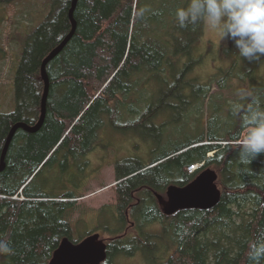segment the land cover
<instances>
[{
	"label": "trees",
	"instance_id": "16d2710c",
	"mask_svg": "<svg viewBox=\"0 0 264 264\" xmlns=\"http://www.w3.org/2000/svg\"><path fill=\"white\" fill-rule=\"evenodd\" d=\"M27 2L0 0V6L18 5L28 20L25 31L12 38L19 50L13 74L15 108L0 113V154L12 124L37 122L41 62L70 30L71 0H38L40 9L30 12ZM187 3L77 0L75 31L46 65L43 122L33 133L18 129L4 157L0 238L10 241L14 254L0 255V262L48 264L63 238L73 242L68 219L82 195L46 194L32 184L39 168L79 164L106 124L136 132L141 125L153 126L155 115L165 114L181 117V140L146 161L127 159L115 165V219L121 226L105 229L107 237L101 241L106 257L100 264H114L117 255L136 252L145 254L147 264H252L249 243L264 235V153L250 161L240 159L244 129L231 104L247 103L241 96L250 92L264 105V81L255 74L261 60L243 59L232 42L228 66L206 82L189 78L194 66L190 56L201 40L203 23L178 26L176 9ZM147 82L158 87L156 97L142 91ZM233 82L245 91L238 99L224 98L221 92ZM123 118L125 126H119ZM191 165L197 168L189 173ZM207 169L217 177V204L164 214L157 195L165 200L167 186H184Z\"/></svg>",
	"mask_w": 264,
	"mask_h": 264
},
{
	"label": "rangeland",
	"instance_id": "374dc122",
	"mask_svg": "<svg viewBox=\"0 0 264 264\" xmlns=\"http://www.w3.org/2000/svg\"><path fill=\"white\" fill-rule=\"evenodd\" d=\"M25 7L26 12H30L33 8L40 9L38 0H30ZM18 9V5L0 6V113L3 114L10 113L15 108L13 74L17 67L19 50L18 44L12 38L18 36V31H25L28 24V20L21 17L22 13ZM33 18V22L38 19L35 14ZM200 39L190 56L194 66L188 77L206 82L219 68L228 66L230 57L227 51L231 53L233 43L229 39L220 41L205 24ZM255 74L264 81V57L261 58ZM151 83L147 82L141 86L142 91L146 90L156 97L158 87ZM217 90L213 85L212 92ZM244 91L243 85L233 82L230 89H225L221 93L224 98L234 100ZM133 103L131 101V105ZM154 117L153 126L141 125L136 132L131 129L119 130L106 124L99 131L95 147L80 158L79 164H47L32 176L34 178L32 184L41 187L46 194L82 195L76 200L75 208L68 219L72 227L73 242L82 240L90 233H98L101 240L107 237L105 229L116 231L121 226L115 219L114 168L118 162L127 159L146 161L149 156L158 155L167 149L168 144L171 147L172 143L176 144L181 140L180 116L161 114ZM125 119L120 120L119 126H125ZM164 202L163 200L162 204ZM162 204L160 202V206ZM156 231L159 232V229ZM128 233L134 234V231L129 229ZM144 255L139 252L130 257L117 255L114 264H147ZM0 264L6 263L0 262Z\"/></svg>",
	"mask_w": 264,
	"mask_h": 264
},
{
	"label": "clouds",
	"instance_id": "9594fccd",
	"mask_svg": "<svg viewBox=\"0 0 264 264\" xmlns=\"http://www.w3.org/2000/svg\"><path fill=\"white\" fill-rule=\"evenodd\" d=\"M141 9L139 14H143ZM180 28L205 24L220 41L231 40L245 60L259 61L264 57V0H188L176 9ZM240 101L231 104V112L241 122L244 134L239 141V157L250 161L264 153V105L252 93H244ZM10 241L0 238V255H13ZM248 259L260 264L264 259V235L249 243Z\"/></svg>",
	"mask_w": 264,
	"mask_h": 264
},
{
	"label": "water",
	"instance_id": "95a60500",
	"mask_svg": "<svg viewBox=\"0 0 264 264\" xmlns=\"http://www.w3.org/2000/svg\"><path fill=\"white\" fill-rule=\"evenodd\" d=\"M77 0H71L68 10L70 30L42 60L40 65V77L43 82V91L40 99V114L34 125H27L23 122L12 124L4 140L0 154V171L4 168V157L11 139L18 129L33 133L41 126L46 108L48 92V76L46 73L47 63L56 56L75 31L76 23L73 18V11ZM216 174L212 170L201 171L191 182L184 186L169 185L165 189V205L163 213L171 215L180 210L202 209L207 210L214 207L220 198V190L215 184ZM158 200L161 199L157 195ZM264 201V196H263ZM106 257V245L99 239L98 233H90L78 242H71L63 238L56 250L52 253L48 264H100Z\"/></svg>",
	"mask_w": 264,
	"mask_h": 264
},
{
	"label": "built area",
	"instance_id": "2783aa9c",
	"mask_svg": "<svg viewBox=\"0 0 264 264\" xmlns=\"http://www.w3.org/2000/svg\"><path fill=\"white\" fill-rule=\"evenodd\" d=\"M197 168V165H191L188 167V172L191 173Z\"/></svg>",
	"mask_w": 264,
	"mask_h": 264
},
{
	"label": "flooded vegetation",
	"instance_id": "af4514ba",
	"mask_svg": "<svg viewBox=\"0 0 264 264\" xmlns=\"http://www.w3.org/2000/svg\"><path fill=\"white\" fill-rule=\"evenodd\" d=\"M165 200H166V198H165ZM165 200H164V201H165ZM158 201H159V203L161 202V204H162V202H163L161 199L158 200ZM164 205H165V202H164V204H162V206H164ZM162 206H161V209H162V211H163V207H162Z\"/></svg>",
	"mask_w": 264,
	"mask_h": 264
}]
</instances>
